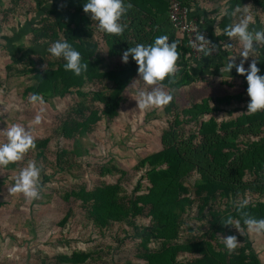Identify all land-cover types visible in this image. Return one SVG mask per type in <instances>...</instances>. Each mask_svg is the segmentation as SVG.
Instances as JSON below:
<instances>
[{
	"label": "rangeland",
	"instance_id": "obj_1",
	"mask_svg": "<svg viewBox=\"0 0 264 264\" xmlns=\"http://www.w3.org/2000/svg\"><path fill=\"white\" fill-rule=\"evenodd\" d=\"M190 3L195 16H201L203 7L207 19L213 17L215 20L225 9L247 7L255 17L252 27H264L261 23L264 21V0H191ZM52 4L51 0H33V6L27 2L22 11L26 19L31 10L40 11L33 19L34 27L0 31V133L19 122L30 127L37 137L36 149L27 153L24 160L0 168V264H169V256L171 264H195L203 256L197 244L207 246V243L215 251L214 256L219 253L226 258L247 243L264 264V234L249 232L240 225L242 234L229 225L232 235L240 242L238 248L229 252L223 244V236L229 234L224 224L219 227L224 212L238 199L264 201L263 171H246L243 180L248 186L236 189L229 197L223 196L220 189L209 198L204 190L196 193L199 174L193 171L185 183L187 191L181 195L185 204L182 210H176L174 226L168 227L164 218L153 217L151 204L138 199L148 193L150 186L144 160L164 148L166 130H171V136L175 133L179 139H191L198 144L203 120L213 117L222 122L247 112L250 97L243 86L245 76L238 74L235 68L230 74L220 71L230 56L239 54V42L223 36L218 48L223 42L224 50L218 55L213 52L212 60L203 65L193 66L190 61L181 64L178 60L176 85H163L172 91L174 98L162 109L138 107V92L150 91L155 86L146 85L137 71L120 92L118 114L114 117L105 114V103L97 98L98 93L109 96L116 89L105 76L86 77L80 91L72 87L65 89L67 93L63 96L49 98L43 105L32 104L25 90L32 84L34 72L25 74L23 70L36 66L45 71L44 65H47L46 71H50L64 64L62 58L53 57L47 51L53 41L65 38L62 29L56 26L61 16L52 14L55 7ZM57 7L61 13V5ZM214 10L220 13L213 15ZM48 11L55 17L47 19ZM239 15L231 16L230 24L238 20ZM149 25L146 26L148 30ZM217 29L218 34L224 31ZM93 34L94 41L99 42L97 54L106 58L109 68H123L129 63L136 66L132 58L127 63L122 61V52L116 42L109 43L110 35L95 31ZM175 40L180 52V41ZM262 54L264 47L255 53L259 60L257 66ZM241 59L236 56V63ZM252 59L248 58L245 68ZM60 88L64 90L61 85ZM218 98H228L229 102L221 104ZM206 103L212 107V113L195 120L196 105ZM38 113L42 120L37 125L33 121ZM256 132L259 134L231 131L228 135H232L229 139L234 148H245L264 137V122ZM4 139L0 134V141ZM28 160L43 166L41 197L31 202L23 194L10 191L14 177ZM106 185L116 187L111 211L117 212L122 207L126 214L120 218L110 216L109 209L88 194ZM131 200L138 201L139 210L130 207ZM218 228L225 231H218ZM163 259L165 262H161Z\"/></svg>",
	"mask_w": 264,
	"mask_h": 264
},
{
	"label": "trees",
	"instance_id": "obj_2",
	"mask_svg": "<svg viewBox=\"0 0 264 264\" xmlns=\"http://www.w3.org/2000/svg\"><path fill=\"white\" fill-rule=\"evenodd\" d=\"M190 1L191 0H184L187 4H190ZM84 2H86V0H71L66 8L61 6V13L58 11L61 9L55 6L53 7L52 14H55L57 17L58 15L61 16L59 17L61 19L56 21V26L62 29L65 39L72 43L73 46L82 53L84 60L89 63L87 73L81 76H75L71 72L65 71L63 64H60L58 68L50 71H42L36 66L31 70H23L25 74L31 71L34 72L33 77H31L33 82L26 88L25 96L27 97L29 95L30 97L32 94L38 93L43 97L44 101L47 102L49 98L61 97L66 94L67 92L65 89L76 87L78 91H80L86 77L99 78L105 76L116 85V89L109 96H105L104 92L98 93L97 98H100V100L105 103L103 110L105 114H112L114 117L118 114L117 110L120 104L118 99L119 94L137 71L138 65L136 64L135 66V64L129 63L123 68H109L110 64L106 61V58L97 54L99 42L94 41L93 32L101 31L98 30L97 23L92 21L88 14L84 13ZM130 2L133 4V8L122 18L123 22L126 21L125 23L128 25L122 35L125 38L122 36L110 35L109 37L111 39L109 43L114 45L116 42L115 45L123 52L136 43H151L155 36L167 34L170 38L169 42L175 40V38H178L180 41L179 47L181 55L179 63L182 64L187 62V64H189L187 59L189 49L169 20L168 0H130ZM214 11L213 15L220 13V11ZM232 11L233 10H230L228 12L231 13ZM52 14L48 11L45 17L47 19L55 17ZM193 15H196L195 12H193ZM201 17L203 16L201 15L200 18ZM230 18L231 15H221L217 20L211 17L210 19L208 18L205 24L206 28H208L214 36L217 46L220 39H223V36L226 38L223 33H217V28L223 31L224 28L230 24ZM149 23L151 24L149 25L150 30L146 27ZM94 27L95 29H93ZM101 33L108 36L103 32ZM146 35L148 37H146ZM85 37H92L93 40L89 41L87 38L85 39ZM127 37L129 41L130 38L132 41L129 42L126 40ZM52 40H55V38H52ZM113 41L115 42L113 43ZM262 55L258 65L261 69L260 74H264V54ZM213 57L214 56L204 57L201 61H197L193 65L198 66V64L201 63L203 65L206 61H211ZM129 58H131V56H129ZM60 85L63 86L64 90L60 88ZM163 85L165 87H172L175 86L176 83L168 84L167 80H165ZM243 86L246 91V79L243 80ZM217 100L221 102V104L222 102H229L228 98H218ZM196 110L197 112L194 114L196 115L195 120L213 111L212 107L207 103L197 104ZM262 122H264V111H258L255 114L244 112L235 119L222 122H218L215 118L210 117L208 120H203L201 122L198 133L201 137V141L198 144L193 143L191 139H179L175 133L171 136L169 134L171 130H166L164 132L166 136L163 137L164 148L161 151L151 154L144 160V165L148 167L146 170V178L150 186L148 193L138 199L150 203L152 207L151 215L157 219H166V224L169 227L176 224V210H182L184 207L185 198L181 195L187 191L185 183L189 181L193 171L199 174L196 193L199 194L204 190L208 193L207 198L214 197L220 189L223 190V196L229 197L236 189L248 186L243 180L246 171L259 173V170H261L263 171L262 175L264 177V137L260 140L250 142L245 145V148H234L235 145L229 139L232 135H228L231 131L234 134H236V132L240 134L244 132L245 134L257 135L259 133L256 132V129L260 128ZM235 138L236 136H234V139ZM115 190V186L106 185L97 187L88 194L93 195L96 201H101V203L109 209L110 216L120 218L126 214L122 207L118 208L117 212L111 211L115 204V201L112 200L115 199ZM131 201L130 207H133L134 210H139L138 201ZM127 211H129V209ZM245 211L256 218H264V201L252 202ZM224 214L223 219L231 215L234 220H240L241 226L244 228L246 227L243 224L241 211L237 210L234 203L231 204V207H229ZM213 216L216 217L217 214L214 213ZM222 225L221 222L219 227H222ZM220 229L221 228H218V231L222 232L226 230L229 235H232L229 225L225 226V230ZM197 245L201 246L198 252H200V254L202 252L201 255L203 256L201 260H198L195 264H261L260 259L252 249L248 248L249 245L247 243L241 248H238V250L228 256V258L225 256L220 257L219 253H217L219 256L218 260L215 259V257L218 256H214L215 251L209 243H207V246L205 244ZM160 255L164 258L163 254ZM170 260L171 257L169 256V261L167 260L169 264H171ZM161 262H165V259L161 260Z\"/></svg>",
	"mask_w": 264,
	"mask_h": 264
},
{
	"label": "clouds",
	"instance_id": "obj_3",
	"mask_svg": "<svg viewBox=\"0 0 264 264\" xmlns=\"http://www.w3.org/2000/svg\"><path fill=\"white\" fill-rule=\"evenodd\" d=\"M132 8L133 4L130 0H86L83 4L84 13L97 23L98 30L114 36L124 34L128 25L122 22V18ZM238 13L240 14L238 20L227 25L223 34L231 40L235 38L239 42L240 52L238 55L230 56L220 71L230 74L235 68L238 74L245 76L246 91L250 97L247 112L255 114L258 111H264V74H260L261 69L257 66L259 60L255 56V53L264 47V27H252L255 24V17L247 7L237 6L231 13L225 9L222 15L236 17ZM261 23L264 24V21ZM193 32L195 38L192 46L202 53L203 57H210L213 52L218 55L224 50L223 42L218 48L197 29H193ZM169 39L167 34L158 35L153 38L151 43H136L122 52L121 59L124 63H127L131 56L138 65L139 79L146 85L155 86L150 91L140 90L138 92L139 99L136 100L138 107L142 110L162 109L174 98L172 91L166 90L163 82L165 80L168 84L176 82L179 72L177 61L181 54L177 51L178 41L171 40L169 42ZM47 51L53 57L62 58L65 71H69L75 76H81L89 69V63L84 60L82 53L63 37L53 41ZM236 56L242 57L239 63L235 61ZM249 57L253 59L245 68L244 64ZM44 70H47V65H44ZM29 102L43 105L44 99L40 94L34 93L29 97ZM41 120L42 116L38 113L33 123L38 125ZM0 134L5 138L0 141V168L24 160L27 153L36 149L37 137L33 135L30 127H26L22 123H12ZM42 171L41 164L35 160H28L26 166L20 168L14 177V185L10 191L23 194L29 202L39 200L43 190ZM251 203V200L245 197L235 201L234 206L241 211L243 224L249 232L264 233V218H256L245 211ZM222 224L233 225L241 232L240 220H234L231 215L224 218ZM239 243L236 235L223 236V244L229 252L238 248Z\"/></svg>",
	"mask_w": 264,
	"mask_h": 264
},
{
	"label": "built area",
	"instance_id": "obj_4",
	"mask_svg": "<svg viewBox=\"0 0 264 264\" xmlns=\"http://www.w3.org/2000/svg\"><path fill=\"white\" fill-rule=\"evenodd\" d=\"M168 2L169 20L180 38L184 40L186 47L189 49V53L187 55L188 61L193 64L197 61H201L204 58L203 54L198 52L192 46L193 39L195 38L193 29H197L212 43H215L214 36L205 26L208 20L204 17L200 18L193 15L194 8L191 3V5L187 4L184 0H168Z\"/></svg>",
	"mask_w": 264,
	"mask_h": 264
},
{
	"label": "crops",
	"instance_id": "obj_5",
	"mask_svg": "<svg viewBox=\"0 0 264 264\" xmlns=\"http://www.w3.org/2000/svg\"><path fill=\"white\" fill-rule=\"evenodd\" d=\"M51 1L53 3L52 5H55V6L61 5L63 8H66L67 4H69L71 0H62L61 2L60 1L57 2V0H51ZM27 2H29V4L33 6V0H0V31H5V30H17V31L20 30L21 31L22 29H27V28L32 29V27H34L33 23L35 21H33V19H36V17L40 15V11L38 10V12H34L31 10L29 14V18L26 19L23 16L22 11H23V8H25V5ZM45 4H46L45 7L47 8L48 4L47 3ZM36 5H37L36 7H39L38 3ZM202 10L203 11L200 10L201 15L205 19H207L206 10L203 7H202ZM33 13L36 14L34 15L35 18L33 17ZM18 17H20L21 20H19ZM22 19H25V20H22ZM93 29H95V27Z\"/></svg>",
	"mask_w": 264,
	"mask_h": 264
}]
</instances>
